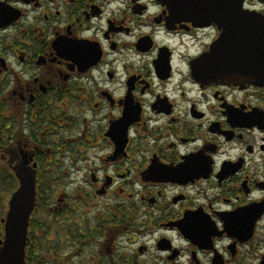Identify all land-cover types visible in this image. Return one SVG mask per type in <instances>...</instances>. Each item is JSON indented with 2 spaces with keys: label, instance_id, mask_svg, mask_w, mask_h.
Here are the masks:
<instances>
[{
  "label": "flooded vegetation",
  "instance_id": "1",
  "mask_svg": "<svg viewBox=\"0 0 264 264\" xmlns=\"http://www.w3.org/2000/svg\"><path fill=\"white\" fill-rule=\"evenodd\" d=\"M199 1L0 0V251L28 183L24 264H264V85Z\"/></svg>",
  "mask_w": 264,
  "mask_h": 264
},
{
  "label": "water",
  "instance_id": "2",
  "mask_svg": "<svg viewBox=\"0 0 264 264\" xmlns=\"http://www.w3.org/2000/svg\"><path fill=\"white\" fill-rule=\"evenodd\" d=\"M158 1L167 4L172 14H176V0ZM242 1L200 0V3H214L215 7L207 8L204 5L198 11L205 22L214 23L221 31L217 46L212 51L216 47L222 57L230 62V72L223 76L234 83L264 85V17L243 11L239 6ZM193 13H197V9ZM33 199L32 184L25 183L13 194L6 220L4 246L0 251V264H24L27 224Z\"/></svg>",
  "mask_w": 264,
  "mask_h": 264
}]
</instances>
